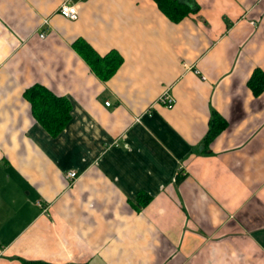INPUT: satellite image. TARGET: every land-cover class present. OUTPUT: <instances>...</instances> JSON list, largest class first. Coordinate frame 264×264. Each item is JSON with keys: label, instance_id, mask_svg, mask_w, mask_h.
I'll use <instances>...</instances> for the list:
<instances>
[{"label": "crops", "instance_id": "0c3cea01", "mask_svg": "<svg viewBox=\"0 0 264 264\" xmlns=\"http://www.w3.org/2000/svg\"><path fill=\"white\" fill-rule=\"evenodd\" d=\"M63 2L0 0V264H264V0L180 23L153 0H73L71 22ZM81 41L121 56L110 79ZM35 86L70 104L57 135Z\"/></svg>", "mask_w": 264, "mask_h": 264}, {"label": "trees", "instance_id": "16d2710c", "mask_svg": "<svg viewBox=\"0 0 264 264\" xmlns=\"http://www.w3.org/2000/svg\"><path fill=\"white\" fill-rule=\"evenodd\" d=\"M159 9L172 22L180 23L190 14L197 13L199 6L196 0H153ZM79 54L91 66L96 75L103 81L110 79L122 65V58L118 53L112 52L104 57L98 55L87 43L81 41L75 45ZM250 87L256 95L264 91V74L256 71L250 81ZM28 100L32 104L34 111H39V119L45 128L57 135L62 131L70 119V104L67 100L54 96L48 89L35 86L26 93ZM226 122L215 117L212 121L211 129L204 140V144L209 146L214 138L225 129ZM183 178H178V183ZM150 199L146 200L148 204ZM24 264H49L46 262L24 261Z\"/></svg>", "mask_w": 264, "mask_h": 264}, {"label": "built area", "instance_id": "2783aa9c", "mask_svg": "<svg viewBox=\"0 0 264 264\" xmlns=\"http://www.w3.org/2000/svg\"><path fill=\"white\" fill-rule=\"evenodd\" d=\"M85 1V0H82ZM80 5L73 2V0H64V2L59 7L57 14H59L64 19L75 22L80 18ZM50 22L46 20L44 22V25H49ZM47 36L45 32H42L40 34L41 39H45ZM158 104L166 107L167 109H173L176 106V100L172 96L165 93L162 95L158 101ZM107 106H110L111 104L108 102L106 103ZM68 179H75L77 178V174L75 172H70L67 176Z\"/></svg>", "mask_w": 264, "mask_h": 264}]
</instances>
